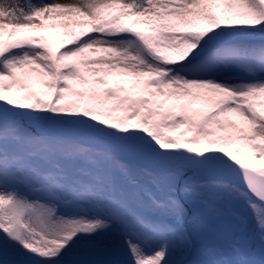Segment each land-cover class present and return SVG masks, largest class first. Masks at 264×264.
Returning a JSON list of instances; mask_svg holds the SVG:
<instances>
[{"label":"snow or ice","instance_id":"6c2138e0","mask_svg":"<svg viewBox=\"0 0 264 264\" xmlns=\"http://www.w3.org/2000/svg\"><path fill=\"white\" fill-rule=\"evenodd\" d=\"M0 252L264 264V0H0Z\"/></svg>","mask_w":264,"mask_h":264},{"label":"rangeland","instance_id":"374dc122","mask_svg":"<svg viewBox=\"0 0 264 264\" xmlns=\"http://www.w3.org/2000/svg\"><path fill=\"white\" fill-rule=\"evenodd\" d=\"M122 79H127V77L109 76V86H115L117 81ZM103 87L104 86L102 85L97 86L98 89H102ZM206 220L210 226L215 229V232L200 233L195 229H190L193 239L197 242L198 246L213 243L216 240V233H222L229 228L233 229V231H236L235 226L232 224L229 214L226 210L220 214L209 215L206 217ZM192 255L194 256L195 253L193 252ZM175 258L184 261L191 259L192 256H190L186 251H178ZM3 259H5V256L2 252H0V261ZM7 259H13L11 252H9Z\"/></svg>","mask_w":264,"mask_h":264}]
</instances>
